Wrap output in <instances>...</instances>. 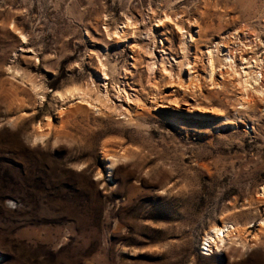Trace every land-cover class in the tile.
<instances>
[{
	"label": "rangeland",
	"instance_id": "374dc122",
	"mask_svg": "<svg viewBox=\"0 0 264 264\" xmlns=\"http://www.w3.org/2000/svg\"><path fill=\"white\" fill-rule=\"evenodd\" d=\"M262 42L264 0H0V264H264Z\"/></svg>",
	"mask_w": 264,
	"mask_h": 264
},
{
	"label": "bare ground",
	"instance_id": "6f19581e",
	"mask_svg": "<svg viewBox=\"0 0 264 264\" xmlns=\"http://www.w3.org/2000/svg\"><path fill=\"white\" fill-rule=\"evenodd\" d=\"M167 15V14H166ZM167 17V16H165ZM126 24V23H124ZM125 29V28H124ZM24 37V36H23ZM24 39V38H23ZM25 40V39H24ZM261 42V41H259ZM264 44V42H262ZM212 52V51H211ZM210 53V52H208ZM229 53V52H228ZM211 54V53H210ZM209 54V66L211 67V69L213 68V57H211ZM228 57V62L227 65L230 68V72L236 73L238 71H236L235 69V65H234V61L232 59V57L230 55H227ZM252 60V59H251ZM220 62V61H219ZM250 63L252 62L254 69H250L249 70H245L244 71V75H240L239 73L237 75V81H239L238 83L240 84V86L242 87L243 90H245V92H249V91H254L253 93H256L257 96L259 95L262 99V101L264 100V81L262 82V78L264 77V59L262 60H258L257 57H253V61H249ZM236 63V62H235ZM104 64V63H103ZM249 64V63H248ZM251 64V65H252ZM102 67H104L103 65H101ZM219 66V65H218ZM226 66V65H225ZM252 66V67H253ZM9 68V67H8ZM13 68V67H12ZM237 68V67H236ZM221 69V68H220ZM239 72V71H238ZM228 73V72H227ZM242 73V72H241ZM212 74V73H211ZM103 75L105 76V72L103 70ZM234 75V74H233ZM236 75V74H235ZM107 76V75H106ZM105 76V77H106ZM244 76V77H243ZM262 79V80H261ZM39 84V83H38ZM38 84L36 85V83L32 84V88H36L38 86ZM238 84V85H239ZM89 88V87H88ZM241 89V91H242ZM91 90V89H90ZM89 90V91H90ZM11 92V90H10ZM13 92V90H12ZM244 93V91H243ZM14 94V93H12ZM248 95V93H246ZM11 95V94H10ZM89 96V92L87 91V88L85 89L80 88V85H72L68 88H66L63 92L59 93V97L61 100H65L71 97H74L75 99H77L78 102H76L74 107H82L80 104L81 103H85L86 104V109H90V110H98V107L94 106L88 99ZM99 96V95H98ZM103 97H106L105 93L104 96H101L100 99ZM18 99V98H16ZM20 99V98H19ZM72 99V98H71ZM99 100V99H98ZM106 100V99H105ZM22 102V100L20 101V103ZM105 101H103L104 103ZM106 103V102H105ZM19 105V103H18ZM90 105V106H89ZM109 105V104H108ZM69 110V109H68ZM63 108L60 109L57 112V119L60 120V114L62 113ZM99 111V110H98ZM65 112V111H64ZM63 115V114H62ZM47 119V118H46ZM45 120V119H44ZM43 120V121H44ZM62 121V120H61ZM59 122V121H58ZM49 125V120H45L44 122H39L36 124L35 126V136H34V140L36 141V139H40L43 138L44 134L46 133L47 129L44 126H48ZM45 128V129H44ZM46 135V134H45ZM41 140V139H40ZM111 155H107L108 161H109V165L111 164V162L113 161V158H111ZM261 193L264 194V187L261 190ZM261 224L264 225V223L262 222ZM260 224V225H261ZM263 227V226H261ZM235 228L234 226H232V230L231 228L227 225V222L222 221L220 223L219 226H212L210 233L208 235V233H206L203 237V244H205L207 247L211 246L212 244H216L217 241L223 240V238L228 235L231 231H233ZM262 230V229H261ZM256 237V236H255ZM210 250V249H209Z\"/></svg>",
	"mask_w": 264,
	"mask_h": 264
},
{
	"label": "snow or ice",
	"instance_id": "6c2138e0",
	"mask_svg": "<svg viewBox=\"0 0 264 264\" xmlns=\"http://www.w3.org/2000/svg\"><path fill=\"white\" fill-rule=\"evenodd\" d=\"M8 71L11 72V69L9 68ZM17 75H19V73H17ZM57 95H59V93H57ZM89 106H90V105H89Z\"/></svg>",
	"mask_w": 264,
	"mask_h": 264
}]
</instances>
